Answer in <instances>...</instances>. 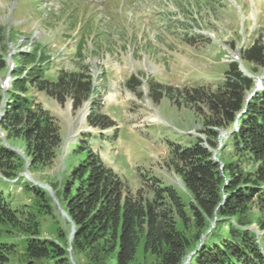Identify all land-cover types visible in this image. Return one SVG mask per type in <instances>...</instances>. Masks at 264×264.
Listing matches in <instances>:
<instances>
[{
  "label": "rangeland",
  "instance_id": "rangeland-1",
  "mask_svg": "<svg viewBox=\"0 0 264 264\" xmlns=\"http://www.w3.org/2000/svg\"><path fill=\"white\" fill-rule=\"evenodd\" d=\"M92 1L0 0V52L9 54L10 69L16 65L14 74L29 68L18 62L22 52L32 59L28 65L40 67L42 78L52 83L67 74L91 81L88 97L79 108L73 107L67 93L61 100L26 83L30 98L61 128V143L54 156L34 166L30 175L47 185L56 198L50 183L56 181L59 188L63 187L73 157L71 146L83 136L132 189L146 182L147 176L155 175L183 190L173 168V152L178 145L206 136L202 114L181 98L176 102L175 91L220 84L233 54L259 35L264 45V0H107L99 9L91 5ZM243 64L251 74L264 76L263 67L246 61ZM13 72H0V87L5 94L14 89ZM133 76L140 80L138 86L135 80L130 81ZM260 85L264 87V77ZM169 87L174 88L173 93ZM1 102L0 106L4 105ZM95 114H104L114 125L89 126L87 116ZM218 131L226 132L217 136L220 146L212 149H217L219 160L233 127ZM5 144L23 161L11 162V166L19 167V176L8 179L0 174V181L9 182L8 188H0L4 202L23 212H32L40 205L36 220L43 237L56 241L57 228H66L69 233L59 202V207L45 204L46 189L21 175L25 164H29L22 140ZM250 228L257 229L255 224ZM205 236L203 233L188 254L197 250ZM14 238L22 236L8 225H0V243L12 244ZM21 250L20 242L8 254L6 264H25ZM131 264H155V258L144 253L140 242Z\"/></svg>",
  "mask_w": 264,
  "mask_h": 264
},
{
  "label": "trees",
  "instance_id": "trees-1",
  "mask_svg": "<svg viewBox=\"0 0 264 264\" xmlns=\"http://www.w3.org/2000/svg\"><path fill=\"white\" fill-rule=\"evenodd\" d=\"M262 37L241 48L239 55L264 68ZM18 55L19 64L29 68L15 74L14 89L5 94L0 87V103L4 101L0 130L5 141L22 140L31 172L54 156L61 143V128L30 98L26 83L61 100L67 93L73 107L79 108L88 97L91 81L67 74L52 83L42 78L40 67L28 65L31 58L22 52ZM5 68L0 52V72ZM133 80L136 86L141 83L136 76ZM253 86L254 80L232 61L220 84L188 87L184 92L176 89V102L181 98L202 114L206 136L178 145L173 152V168L185 190L155 175L132 189L101 152L80 136L71 146L73 157L63 187L56 181L50 183L69 218L64 219L65 224H74L70 244L75 264H131L140 242L144 253L154 256L155 264H183L203 233L206 236L189 264H264V88L245 100ZM173 90L169 87L168 91ZM86 122L100 128L114 125L104 114L88 115ZM234 122L237 130L229 132L221 148L223 154L215 161L212 149L218 144V130H230ZM99 146L104 147L102 143ZM13 161L23 160L0 138V174L4 178L19 176V167L11 166ZM8 183L0 181V188H8ZM43 193L45 204H54L48 193ZM38 206L32 212L20 211L5 203L0 193V225H8L22 236L12 239V244L0 243V264L8 262V254L20 242L25 264H74L67 250L68 229L57 228L56 241L43 237L36 220V213H41ZM252 224L256 230L250 228Z\"/></svg>",
  "mask_w": 264,
  "mask_h": 264
},
{
  "label": "water",
  "instance_id": "water-1",
  "mask_svg": "<svg viewBox=\"0 0 264 264\" xmlns=\"http://www.w3.org/2000/svg\"><path fill=\"white\" fill-rule=\"evenodd\" d=\"M240 68H241V66H240ZM241 70H242V68H241ZM248 76H250V75H248ZM254 91H256V89H254ZM254 91H253V93H254ZM253 93H250L249 96H250L251 94H253ZM249 96H248V97H249ZM225 133H226L225 131L220 132V133L218 134V138H219L220 136H222L223 134H225ZM218 146H220V145L218 144ZM217 148H218V147H217ZM216 153H217V149H216V150H212V157H213V159H214L215 161L218 160V159H217V155H216ZM21 175H23L24 177H26V178H27L32 184L44 187V188L46 189V191L48 192V194L52 197L53 202L59 207V205H58V201L56 200V198H54V197L52 196V192L50 191V189L48 188V186L45 185V184H43V183H41V182H39V181H36V180H34V179L32 178V176L30 175V173H29V171H28V163L25 164L24 171L21 173ZM179 181H180V180H179ZM60 212H61L62 216H64V217H66L67 219H69L68 216L66 215L65 211L62 210L61 208H60ZM73 234H74V224L71 223V225H70V231H69V233H68V248H67V250L69 251V253L71 252V244H70V242H71V239H72V237H73ZM190 254H191V253H190ZM190 254L187 255V257H186V259H185V262H184L183 264H187L188 259L190 258ZM70 257H71V255H70Z\"/></svg>",
  "mask_w": 264,
  "mask_h": 264
},
{
  "label": "bare ground",
  "instance_id": "bare-ground-1",
  "mask_svg": "<svg viewBox=\"0 0 264 264\" xmlns=\"http://www.w3.org/2000/svg\"><path fill=\"white\" fill-rule=\"evenodd\" d=\"M233 56H237V54L235 53V54H233ZM242 69L244 70V72L246 74H251L250 71L245 66H243V64H242ZM253 77L256 79L257 82H259V81H261L262 77H264V76H253Z\"/></svg>",
  "mask_w": 264,
  "mask_h": 264
}]
</instances>
